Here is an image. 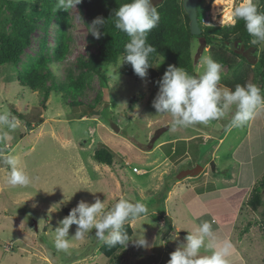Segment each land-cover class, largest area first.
<instances>
[{
    "label": "rangeland",
    "instance_id": "rangeland-1",
    "mask_svg": "<svg viewBox=\"0 0 264 264\" xmlns=\"http://www.w3.org/2000/svg\"><path fill=\"white\" fill-rule=\"evenodd\" d=\"M22 1L40 11L49 9L47 12H50L52 20L46 33L41 29L44 19L38 22L39 29L32 34L31 45L24 51L18 66L0 67V113H11L22 122L15 130L0 126V135L8 133L11 137L0 141V264H110L101 253L104 244L97 240L94 229L83 240H77L71 238L76 230V226L72 225L67 250L55 247L54 230L66 217L63 211L71 210L80 200L93 203L95 198H99L105 203V211H108L122 196L132 203L139 201L147 205L146 216L124 225H129L132 230L129 242L144 234L149 246L139 247L129 243L126 248L123 246L117 251L114 257L117 260L113 264H168L170 253L184 243L185 236L178 234V230L185 232V226L190 229V234H195L202 220L211 221L216 237L230 242L231 251L235 250L241 258L242 263H236L237 256L230 252L233 256L227 258L229 264H264V207L251 210L244 205L240 216H235L232 211L235 197L228 201L230 197L223 193V199L217 205H223L224 215L229 213L226 218L219 219L220 212H216V207L206 204L210 212L205 218L198 219V206L194 202L183 207L173 193L165 205L160 202L166 196L168 186L181 181L176 179L180 172L213 163L211 154L216 142L209 141L203 145L200 138H195L190 142L189 152L193 161L186 158L178 162L169 157L172 140L179 141L184 135L192 134L195 127L199 130L213 128L219 131L216 136L222 135L228 128L235 107L207 125L173 129L170 115L156 113L152 107L158 92L156 82L172 64L164 60L158 68H153L157 72L153 82L147 75L143 79L123 75L121 67L118 69L119 80L110 81L101 69L104 63L98 66L97 72L77 64L80 59L87 58L88 48L95 49L93 44L89 45L90 33L78 5L76 10H61V20L53 11L57 0H47L48 8L42 0ZM231 1L232 9L240 3V0ZM213 2L203 0V5L209 10L202 24L231 25L232 22L219 24L212 19L210 9ZM78 15L84 24L77 19ZM56 20L61 23L56 24ZM59 38L68 48V53L51 70L56 85L51 86L50 82L35 91L23 87L17 81L18 73L35 64L48 48L56 47ZM261 49H264V44L259 45ZM190 53L195 62L193 76H196L203 71L202 60L209 55V49L193 40ZM117 61L112 65L118 66ZM159 61L160 58L153 67ZM253 66L249 67L250 83L254 75ZM222 77H230L226 67H223ZM72 82L76 86L80 84L77 90H74ZM112 124L119 129L118 132L113 131ZM246 125L234 127L223 148L214 155L220 157L216 164L220 163V159L231 156L230 153L245 136ZM167 126L170 129L151 143L156 132ZM180 142L175 146H183ZM100 148L107 149L111 154L112 166L94 161L93 153ZM6 156L17 158L18 169L26 173L32 183L15 187L8 183L11 169L3 163ZM240 156L234 154L227 160L225 165L229 171L222 176H230L240 170ZM186 184L189 183H182L177 189L184 188ZM215 196L218 198V194H207L204 200L209 202ZM165 213L179 227L171 236L165 232L170 226ZM220 224L222 228L215 231ZM176 235L178 239H174ZM200 255H211V250L202 248Z\"/></svg>",
    "mask_w": 264,
    "mask_h": 264
},
{
    "label": "clouds",
    "instance_id": "clouds-1",
    "mask_svg": "<svg viewBox=\"0 0 264 264\" xmlns=\"http://www.w3.org/2000/svg\"><path fill=\"white\" fill-rule=\"evenodd\" d=\"M81 2L82 0H57L55 11L76 10V6ZM259 2L260 0H240L231 11L232 24L242 20L246 32L253 38L250 41L253 45L264 44V13L258 12ZM111 17L114 18L115 29L125 33L129 40L124 46V54L117 61L118 66L104 63L101 69L110 81L117 82L118 69L128 64L135 75L141 79L145 78L149 68H158L165 59L161 55L155 67L149 63L150 56L159 55L157 49L147 43L148 33L160 20L156 7L152 5L151 0H131L115 10ZM77 19L84 24L79 15ZM105 22L102 17H96L87 26L88 33L94 39H101L104 35L101 29L104 28ZM202 68L201 74L193 76L183 68L168 65L160 80L156 82L158 92L152 107L156 113L170 115L173 129L197 124L207 125L225 116L233 106L235 112L228 127L238 128L253 119L258 110L264 109V95L257 85L237 84L234 90L221 85L223 65L215 61L210 54L203 57ZM21 123L11 113H0V126L15 130ZM9 139L11 137L8 133L0 135V141ZM3 163L11 169L8 178L11 186H28L32 183V179L18 169L15 156L4 157ZM147 213L146 204L139 201L132 203L123 196L108 211H105V203L99 198H95L93 203L80 200L55 228V247L58 250H67L71 238L83 240L93 229L97 240L109 247L119 244L126 248L129 243L148 247L144 234L129 242L128 233L122 230L126 222L146 216ZM72 225L76 226V230L74 236L69 238ZM174 239H178V236ZM183 240L184 243L170 253L168 264H229L227 257L230 255L232 244L216 237L211 221L202 220L195 234L188 233ZM202 248L211 250V255H200Z\"/></svg>",
    "mask_w": 264,
    "mask_h": 264
},
{
    "label": "trees",
    "instance_id": "trees-1",
    "mask_svg": "<svg viewBox=\"0 0 264 264\" xmlns=\"http://www.w3.org/2000/svg\"><path fill=\"white\" fill-rule=\"evenodd\" d=\"M130 2L131 0H82L78 8L84 15L87 26L96 17H102L106 22L104 28L101 29L104 32L101 39L97 40L91 34L89 35V45L93 44L95 49L92 51L88 48L87 58L80 59L78 65L88 71L97 72L99 65L114 64L124 54V46L129 38L125 33L115 29L114 18L111 16L121 5ZM151 2L160 16L158 25L148 33L147 37V43L153 45L159 54L150 56L151 66L163 55L166 62L185 69L189 75H194L195 62L191 58L190 47L191 42L197 40L201 46L209 49V54L215 61L227 68L230 77H222L221 84L234 90L237 84L243 86L250 83L249 67L253 64L249 63L244 56V52L248 51L257 60L253 66L254 75L251 76V81L261 89V94L264 95V49L259 50L260 44H251L250 41L253 38L246 32L242 20L231 25L206 26L202 24V21L209 7L203 5V0H199L197 19L202 32L199 36H193L189 30V20L183 10L182 0H151ZM42 3L48 8L47 0H42ZM48 10L40 11L22 0H0V67L19 65L24 51L31 45L32 34L39 29L40 20L44 19L41 22L43 24L41 29L46 33L52 20ZM53 11L62 20L63 12L61 10L56 12L54 7ZM258 12L264 13V0H260ZM55 23L60 24L61 22L56 20ZM66 53H68V48L59 38L56 47L48 48L46 53L39 56L35 64L18 73L17 81L31 91L44 88L50 82L51 86L56 85L55 76L51 70L55 67L54 64H60L64 60L63 56ZM121 73L137 77L128 64L121 66ZM147 76L153 82L157 78V72L149 68ZM71 84L74 85V90L80 85L76 86L73 82ZM48 91L50 92L49 89ZM47 97L46 93L45 99ZM93 159L98 164L108 167L113 164L111 154L104 148L96 149ZM168 190L169 188L166 192ZM262 194H264V174L256 181L244 205L251 210L264 207ZM165 198L166 196H163L160 202L163 203ZM69 211L66 209L63 213L67 216ZM122 230L126 231L129 237L132 236L129 225H124ZM122 248L123 245L119 244L115 247L104 244L101 247V253L110 264H113L117 260V258L114 260L117 251Z\"/></svg>",
    "mask_w": 264,
    "mask_h": 264
},
{
    "label": "crops",
    "instance_id": "crops-1",
    "mask_svg": "<svg viewBox=\"0 0 264 264\" xmlns=\"http://www.w3.org/2000/svg\"><path fill=\"white\" fill-rule=\"evenodd\" d=\"M255 116L253 119L247 122L245 128V136L238 142L237 147L234 148V150L230 153L231 156L229 155L230 157L226 156L227 158L220 159V163L218 162L217 164L216 161L220 157L217 154L216 156L214 155L216 151L219 152L220 149L223 148L227 137L230 136V133L234 128L228 127L222 135L219 134V136H216L219 131H216L213 128H211L210 130H199V128L195 127L192 128V134L184 135V137L179 141L172 140L173 146L170 149L169 157H172L173 159L175 158L178 162L186 158H189V161H193L191 160L192 158H190L189 152L191 148L190 142L192 143L195 138H200V144L203 145L207 144L209 141L216 142L214 151H212L211 154L214 170H212L210 164L207 163L202 167L199 175L195 177H188L181 181L178 180L179 182L172 183L171 186H168L169 190L166 194V198L163 204L165 205L168 202V199L172 196L173 193L175 194L174 196L178 197L179 202L183 207H188L193 202L196 203V205L198 206L196 218H205L207 213L210 212V209L206 206V204H210L216 207V212H220L218 216L219 219L224 220L229 213L227 215H224L222 213L223 205H217V203L222 201V194L225 193L230 197L228 201L232 199V196L235 197V203L233 206L234 210L232 211L235 216L239 217L241 212L240 210L242 209V207H244V204L248 199L256 181L259 180L264 174V109L258 110ZM179 142L183 144V146H175L178 145ZM234 154H241L240 162L238 164L240 170L230 176H222L228 173L229 167H227L225 164L228 162L227 160H229ZM244 166H247V169H244ZM208 168L210 169V172H208ZM187 182L189 184H186L184 188L182 187L177 189V187H180L182 183L185 184ZM207 194H218V198L215 196L211 201L209 200V202H207L206 200H204V196H206ZM228 204H230V202H228ZM173 214L176 215L175 211H173ZM164 215L165 218L170 222V226L169 228H167V230L165 229V232L168 236H171L173 234V231L177 232L179 227L174 222L175 220L173 221L170 216H167L168 213H165ZM235 220L231 221L234 222ZM161 222L162 224L160 225V227L163 226V221ZM224 222L229 223V221ZM221 225L222 224L217 226L215 228V231L220 230L222 228ZM184 228L185 232H179L178 230V234L186 236L190 232V229L188 227L184 226ZM165 250L167 251L169 250V248H165ZM231 254L237 256L236 263H242L241 258L237 255L235 250H232ZM231 254L227 258L233 256Z\"/></svg>",
    "mask_w": 264,
    "mask_h": 264
},
{
    "label": "water",
    "instance_id": "water-1",
    "mask_svg": "<svg viewBox=\"0 0 264 264\" xmlns=\"http://www.w3.org/2000/svg\"><path fill=\"white\" fill-rule=\"evenodd\" d=\"M198 1L199 0H182L183 10H184V12L187 15L188 20H189V30H190L191 35H193V36H199L202 32L201 28L199 26V23H198V19H197ZM244 56H246L249 63L255 64L257 61L256 59H254V56L251 53H248V51L244 52ZM112 129L115 132H118V130H119L114 124H112ZM168 129H169L168 126L159 129L156 132V134L152 137L151 143H154L163 133L168 131ZM210 167L212 170H214L213 163L210 164ZM201 170H202V167H199V166H196V167L188 169V170H184L177 175L176 179L182 180V179H185L188 177H195V176L199 175Z\"/></svg>",
    "mask_w": 264,
    "mask_h": 264
},
{
    "label": "bare ground",
    "instance_id": "bare-ground-1",
    "mask_svg": "<svg viewBox=\"0 0 264 264\" xmlns=\"http://www.w3.org/2000/svg\"><path fill=\"white\" fill-rule=\"evenodd\" d=\"M231 3V0H214L210 9L212 19L219 24L230 23L232 11Z\"/></svg>",
    "mask_w": 264,
    "mask_h": 264
},
{
    "label": "built area",
    "instance_id": "built-area-1",
    "mask_svg": "<svg viewBox=\"0 0 264 264\" xmlns=\"http://www.w3.org/2000/svg\"><path fill=\"white\" fill-rule=\"evenodd\" d=\"M133 171H134V172H137V170H136V169H133Z\"/></svg>",
    "mask_w": 264,
    "mask_h": 264
}]
</instances>
